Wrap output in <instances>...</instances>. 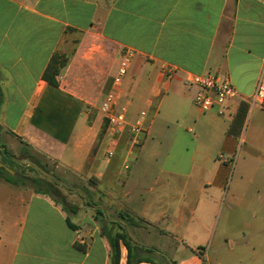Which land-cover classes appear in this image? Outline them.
<instances>
[{
    "label": "crops",
    "instance_id": "crops-1",
    "mask_svg": "<svg viewBox=\"0 0 264 264\" xmlns=\"http://www.w3.org/2000/svg\"><path fill=\"white\" fill-rule=\"evenodd\" d=\"M126 50L118 104L143 123L138 144L129 127L102 134L99 112ZM263 69L264 0H0V143L117 195L139 223L119 239V264H264V109L249 103ZM209 72L239 94L222 115L185 85ZM71 215L0 181V264H113L115 237Z\"/></svg>",
    "mask_w": 264,
    "mask_h": 264
},
{
    "label": "rangeland",
    "instance_id": "rangeland-1",
    "mask_svg": "<svg viewBox=\"0 0 264 264\" xmlns=\"http://www.w3.org/2000/svg\"><path fill=\"white\" fill-rule=\"evenodd\" d=\"M104 125L107 129L105 121ZM132 135L135 136L133 133ZM232 159L234 162L235 158L232 157L231 161ZM14 166L17 186L39 190L61 204L69 215L77 212L95 217L109 238L123 234L125 239L132 242L129 232L131 233L134 226L139 223L133 219L132 221L127 211L118 210L117 195L112 194L109 190L104 193L105 186L103 184L98 186L99 188L95 192L91 189V186H94L93 183L87 179L74 175L53 160L25 146H22L15 154ZM229 168L232 171L234 166ZM105 202L112 208L111 210L105 206ZM71 216L74 218L73 215Z\"/></svg>",
    "mask_w": 264,
    "mask_h": 264
},
{
    "label": "built area",
    "instance_id": "built-area-1",
    "mask_svg": "<svg viewBox=\"0 0 264 264\" xmlns=\"http://www.w3.org/2000/svg\"><path fill=\"white\" fill-rule=\"evenodd\" d=\"M134 57L133 50H126L122 53L121 61L116 75L113 79L114 90L108 93L99 107V112L107 123V132L112 140H115L127 127L135 135L136 144L139 143L138 135L144 132L142 122L129 126L126 119V107L119 106L118 102L123 89L124 81L128 76L131 62ZM161 73L171 79L176 74V69L169 66H162ZM185 85L193 91V103L202 112L217 111L224 114L228 109V103L239 97L230 76L227 73L209 72L206 74L188 75ZM249 103L254 107L264 109V69L257 82L256 88ZM145 114L142 113V116ZM113 149L108 151V156H113ZM232 156L225 157L224 161L229 167L234 166ZM234 158V157H233Z\"/></svg>",
    "mask_w": 264,
    "mask_h": 264
},
{
    "label": "trees",
    "instance_id": "trees-1",
    "mask_svg": "<svg viewBox=\"0 0 264 264\" xmlns=\"http://www.w3.org/2000/svg\"><path fill=\"white\" fill-rule=\"evenodd\" d=\"M59 75L58 66L55 64L51 65L49 68L46 79L53 85L58 84L57 76ZM1 130V126H0ZM106 133V125H104L102 134ZM28 148V145H24ZM14 160L15 156L6 148L5 145L0 143V162L11 168L12 170H16L14 166ZM0 181L9 185L17 186L18 181L16 175H11L8 172H6L4 169L0 168ZM37 182V180H35ZM35 190V189H34ZM37 192H40L39 190H35ZM41 193V192H40ZM133 221V220H132ZM68 225L71 228H75V226L71 223L70 219L67 218ZM119 239H124L125 236L123 234H120L116 236L113 240H111V246H112V261L113 264H119Z\"/></svg>",
    "mask_w": 264,
    "mask_h": 264
},
{
    "label": "water",
    "instance_id": "water-1",
    "mask_svg": "<svg viewBox=\"0 0 264 264\" xmlns=\"http://www.w3.org/2000/svg\"><path fill=\"white\" fill-rule=\"evenodd\" d=\"M0 168L1 169H4L6 172H8L11 175H14V173H15L11 168H9L8 166H6L2 162H0Z\"/></svg>",
    "mask_w": 264,
    "mask_h": 264
}]
</instances>
